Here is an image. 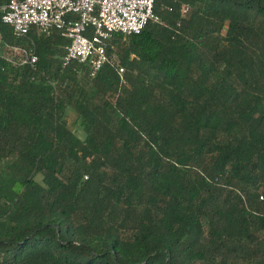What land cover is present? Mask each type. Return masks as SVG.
<instances>
[{
  "label": "trees",
  "instance_id": "1",
  "mask_svg": "<svg viewBox=\"0 0 264 264\" xmlns=\"http://www.w3.org/2000/svg\"><path fill=\"white\" fill-rule=\"evenodd\" d=\"M153 14L123 85L0 13V264H264V0Z\"/></svg>",
  "mask_w": 264,
  "mask_h": 264
},
{
  "label": "built area",
  "instance_id": "2",
  "mask_svg": "<svg viewBox=\"0 0 264 264\" xmlns=\"http://www.w3.org/2000/svg\"><path fill=\"white\" fill-rule=\"evenodd\" d=\"M155 0H10L0 9L1 21L17 38L32 30L49 36L60 34L67 42L63 68L76 63L88 67L95 78L105 65L121 77L124 70L114 57L108 56L109 41L115 34L138 35L149 22L158 23L153 14ZM187 8L182 9L186 14ZM18 50V49H17ZM22 64L33 66L37 57L23 50Z\"/></svg>",
  "mask_w": 264,
  "mask_h": 264
},
{
  "label": "rangeland",
  "instance_id": "3",
  "mask_svg": "<svg viewBox=\"0 0 264 264\" xmlns=\"http://www.w3.org/2000/svg\"><path fill=\"white\" fill-rule=\"evenodd\" d=\"M67 122L68 125L73 129H76L75 125H74V117L72 115H69V117L67 118Z\"/></svg>",
  "mask_w": 264,
  "mask_h": 264
}]
</instances>
